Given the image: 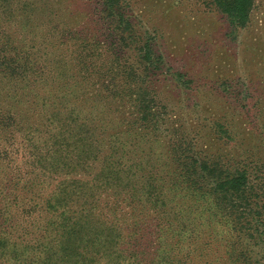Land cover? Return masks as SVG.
<instances>
[{"label": "trees", "instance_id": "trees-1", "mask_svg": "<svg viewBox=\"0 0 264 264\" xmlns=\"http://www.w3.org/2000/svg\"><path fill=\"white\" fill-rule=\"evenodd\" d=\"M57 4L0 0V264H264V173L183 141L121 0L75 44Z\"/></svg>", "mask_w": 264, "mask_h": 264}, {"label": "rangeland", "instance_id": "rangeland-1", "mask_svg": "<svg viewBox=\"0 0 264 264\" xmlns=\"http://www.w3.org/2000/svg\"><path fill=\"white\" fill-rule=\"evenodd\" d=\"M54 1L71 26V44L83 24L90 34L105 32L97 0ZM121 1L134 37L162 58L153 87L183 141L194 143L199 156L214 155L224 165L251 160L264 173V0L252 1L238 27L208 0Z\"/></svg>", "mask_w": 264, "mask_h": 264}]
</instances>
